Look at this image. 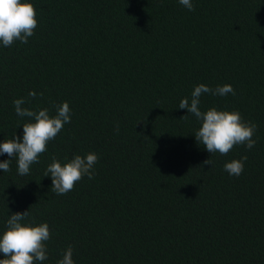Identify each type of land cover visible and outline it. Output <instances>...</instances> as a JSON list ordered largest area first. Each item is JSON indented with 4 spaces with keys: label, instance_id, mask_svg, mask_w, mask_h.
I'll return each instance as SVG.
<instances>
[{
    "label": "trees",
    "instance_id": "16d2710c",
    "mask_svg": "<svg viewBox=\"0 0 264 264\" xmlns=\"http://www.w3.org/2000/svg\"><path fill=\"white\" fill-rule=\"evenodd\" d=\"M29 2L34 35L0 43V143L34 122L16 99L50 116L67 102L71 122L28 175L16 158L0 170V234L28 210L23 222L51 232L42 264L69 246L74 264H264V0H192L194 11L179 0ZM199 84L232 86L235 95L202 94L199 107L255 124L252 149L221 155L198 143L202 122L179 104ZM91 152L94 178L55 194L53 157ZM243 156L242 174L229 175L224 165Z\"/></svg>",
    "mask_w": 264,
    "mask_h": 264
},
{
    "label": "clouds",
    "instance_id": "9594fccd",
    "mask_svg": "<svg viewBox=\"0 0 264 264\" xmlns=\"http://www.w3.org/2000/svg\"><path fill=\"white\" fill-rule=\"evenodd\" d=\"M179 3L189 11H194L192 0H179ZM36 17L35 6L29 0H0V43L4 47H10L16 41L28 43L38 26ZM204 93L235 95L234 89L228 84L215 89L199 84L191 94L190 103L188 98L181 100L179 109H187L188 114L202 122L194 135L198 143L207 152H218L221 155H227L236 145H246L248 149H252L256 143L252 139L256 125L243 121L238 111L217 110L213 107L202 112L199 105L200 97ZM29 96L34 98L36 93L30 92ZM24 103L23 98L14 100L16 114L33 118L34 122L23 124L22 139L15 135L13 139L0 143V155L7 154L9 157L8 160L0 162V170L10 171L11 160L16 158L18 174L21 176L30 173L31 165L39 163L40 155L47 151L48 142L55 139L66 123L71 122V109L67 102L57 107L55 116H50L48 109L37 112L25 108ZM116 131H119L118 126ZM98 160L99 156L95 152L85 156L76 155L63 164L53 157L45 171V176H50L52 180L51 190L57 195H65L85 175L93 179L94 165ZM246 160L247 156L232 160L224 165V169L229 175L239 176L244 170ZM203 163L212 166L210 158ZM28 216V210L15 212L7 220L6 230L0 234V253L4 256L0 259V264H42L48 259L46 242L51 237L49 225L23 222ZM72 257L73 248L69 246L57 264H74Z\"/></svg>",
    "mask_w": 264,
    "mask_h": 264
}]
</instances>
